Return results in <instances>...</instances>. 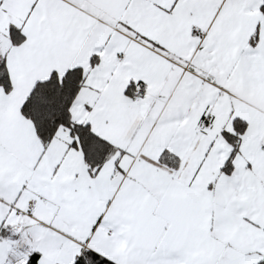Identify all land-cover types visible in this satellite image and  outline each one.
Instances as JSON below:
<instances>
[{
	"label": "snow or ice",
	"instance_id": "1",
	"mask_svg": "<svg viewBox=\"0 0 264 264\" xmlns=\"http://www.w3.org/2000/svg\"><path fill=\"white\" fill-rule=\"evenodd\" d=\"M0 264H264V0H0Z\"/></svg>",
	"mask_w": 264,
	"mask_h": 264
}]
</instances>
